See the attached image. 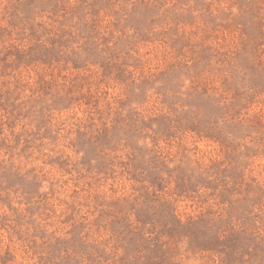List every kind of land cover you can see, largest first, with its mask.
<instances>
[{
  "label": "rangeland",
  "instance_id": "1",
  "mask_svg": "<svg viewBox=\"0 0 264 264\" xmlns=\"http://www.w3.org/2000/svg\"><path fill=\"white\" fill-rule=\"evenodd\" d=\"M0 264H264V0H0Z\"/></svg>",
  "mask_w": 264,
  "mask_h": 264
}]
</instances>
